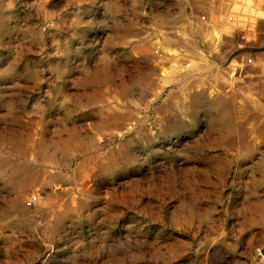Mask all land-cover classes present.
Instances as JSON below:
<instances>
[{"label": "rangeland", "instance_id": "1", "mask_svg": "<svg viewBox=\"0 0 264 264\" xmlns=\"http://www.w3.org/2000/svg\"><path fill=\"white\" fill-rule=\"evenodd\" d=\"M204 1L0 0V264H264V0Z\"/></svg>", "mask_w": 264, "mask_h": 264}, {"label": "built area", "instance_id": "2", "mask_svg": "<svg viewBox=\"0 0 264 264\" xmlns=\"http://www.w3.org/2000/svg\"><path fill=\"white\" fill-rule=\"evenodd\" d=\"M247 1H253V0H205L202 2V7L206 13L200 14V18L203 21H207V16L212 13L213 10L218 12L224 20H226L229 24L232 25L234 32L236 30L243 31L244 28H242V24H245V20L242 18L245 16H248V9L250 8V5H248ZM252 6V5H251ZM207 23V22H206ZM212 30V25L210 23H207ZM255 25V27L252 28V31L257 30V24L252 23ZM236 29V30H235ZM251 30V28H250ZM235 34V33H234ZM224 34H218L214 36L215 46L217 49H221L224 47V40H225ZM229 37H232V35H228ZM251 45V44H250ZM249 48V47H247ZM158 52V51H156ZM235 54L231 57L229 63L227 64L229 73L232 75L238 74L244 70H246L249 66H253L255 64V59L253 56V53L251 51H239V49H236ZM37 201V195L31 194L26 198V205L32 206Z\"/></svg>", "mask_w": 264, "mask_h": 264}, {"label": "bare ground", "instance_id": "3", "mask_svg": "<svg viewBox=\"0 0 264 264\" xmlns=\"http://www.w3.org/2000/svg\"><path fill=\"white\" fill-rule=\"evenodd\" d=\"M195 31V30H194ZM181 40L182 41H184V38H181ZM190 47V46H189ZM210 66V64L208 63V62H206V63H203V64H201L200 65V67H202V68H207V67H209ZM212 67V66H211ZM211 70V69H210ZM213 101V100H212ZM222 112V111H221ZM2 166H1V164H0V168H1ZM2 175V174H1ZM0 175V176H1Z\"/></svg>", "mask_w": 264, "mask_h": 264}]
</instances>
